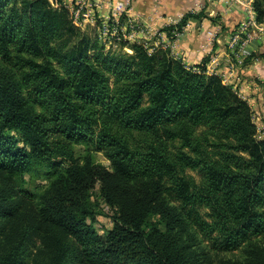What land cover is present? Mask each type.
I'll return each mask as SVG.
<instances>
[{
	"label": "trees",
	"instance_id": "16d2710c",
	"mask_svg": "<svg viewBox=\"0 0 264 264\" xmlns=\"http://www.w3.org/2000/svg\"><path fill=\"white\" fill-rule=\"evenodd\" d=\"M253 4L264 21V0ZM108 42L76 25L62 0H0V169H43L51 180L42 264H207L211 252L264 236V136L250 102L207 58L188 64L170 47L150 52L137 40L132 53ZM100 182L114 209L105 235L92 221ZM15 207L2 195L0 218ZM30 231L0 264H30Z\"/></svg>",
	"mask_w": 264,
	"mask_h": 264
},
{
	"label": "rangeland",
	"instance_id": "374dc122",
	"mask_svg": "<svg viewBox=\"0 0 264 264\" xmlns=\"http://www.w3.org/2000/svg\"><path fill=\"white\" fill-rule=\"evenodd\" d=\"M62 2L69 7L71 16L74 19L76 10L80 6L78 0H62ZM89 2L93 3L94 0H89ZM143 2V4L138 5L137 0H134L133 9L130 14L123 13L118 21L116 19L111 20L108 23V30L110 31L108 34L103 32L104 14L109 10L108 6H106V0H102L101 7L84 5V9L87 7L93 8L94 18L91 17L90 20L85 22L84 17H80L76 25L88 34H96L100 37V40L109 41L108 43L112 45V48H116L117 50L133 53L130 45L132 42L139 40L149 50L154 47L153 51H155L158 47L154 42L157 33H154L156 29L153 27L156 16L149 14L150 12H154V8L150 5L149 0H143ZM194 8L190 7L187 13L192 12L196 14L197 12L192 11ZM187 13L178 14L177 19L179 20L181 14L185 15ZM132 21L136 23L135 27L132 26ZM120 37L122 39H119ZM111 40L113 43H111ZM159 46L167 48L163 43H160ZM237 91L239 92V89ZM257 126L261 133L262 127L258 123ZM76 153L80 160L84 161L85 156L89 152L85 146L77 145ZM93 159L113 171L111 161L103 152H94ZM192 173L197 175L194 171ZM50 181L44 174L43 169L23 174L0 169V198L4 195L7 197L8 202L16 206L11 216L0 218V227L3 229L0 236V253L16 242L24 228L30 227L31 231L28 243L30 264H42L44 260L50 257L51 251L49 244H51V241L47 235L50 228H46L47 223L40 214L41 194L49 185ZM92 201L94 209L97 212L95 220L92 221L98 232L101 235H105L107 228L113 227L114 219L112 215L114 209L104 198L101 182L93 189ZM160 219L161 215L159 214L153 217L154 222H158ZM199 255L203 258L200 252ZM256 255L263 257L262 259L264 260V236L252 238L240 249L219 253L211 252L205 255V258H207V264H254L256 259L253 256ZM75 264L85 263L78 262Z\"/></svg>",
	"mask_w": 264,
	"mask_h": 264
},
{
	"label": "crops",
	"instance_id": "0c3cea01",
	"mask_svg": "<svg viewBox=\"0 0 264 264\" xmlns=\"http://www.w3.org/2000/svg\"><path fill=\"white\" fill-rule=\"evenodd\" d=\"M196 1L149 0L154 8V12L149 14L156 16L154 42L171 44L172 51L188 64L200 63L207 58L208 70L211 68L210 72L220 74L226 83L239 89V93L250 102L264 136V34L256 36L250 44L251 56L239 63L228 42L240 22L248 18L247 8L233 0H207L199 14L188 20L190 26L176 40L174 32L178 30L182 14L195 7ZM137 2L138 5L144 3L143 0ZM208 29H218L219 37L211 42ZM213 58H217L216 62H213Z\"/></svg>",
	"mask_w": 264,
	"mask_h": 264
},
{
	"label": "built area",
	"instance_id": "2783aa9c",
	"mask_svg": "<svg viewBox=\"0 0 264 264\" xmlns=\"http://www.w3.org/2000/svg\"><path fill=\"white\" fill-rule=\"evenodd\" d=\"M207 0H197L196 5L193 12H198L203 8ZM234 2H238L243 4L248 10V18L241 21L238 27L232 32L231 37L228 42L229 48L236 54L237 60L239 63L244 62L245 58L251 56L252 49L250 44L259 34H264V22L259 21L256 17V11L254 9V0H233ZM79 7L76 10V15L74 18L75 23L79 20L80 17H84L85 22L90 20L91 17L94 18V10L92 7H87L84 9V5L91 6L95 5L101 7L102 0H94V2H89V0H78ZM106 4L109 8L108 12L104 14V22H103V32L108 34L110 31L108 30V23L111 20H119L123 13H131L134 5V0H106ZM184 16V15H183ZM182 19V18H180ZM181 21V20H180ZM177 22V21H176ZM132 26L135 27L136 23L131 22ZM189 21L183 27V30H177L174 32L175 38H179L183 35L185 28L189 27ZM208 36L210 41H214L220 35L218 29H208ZM166 47L171 48V44L163 43ZM155 45H160V43H155ZM131 50L130 48L126 47ZM154 47L151 48L150 51H153ZM172 50V48H171ZM173 54H175L172 51ZM178 56L177 54H175ZM217 58H213V62H216ZM211 66V65H210ZM210 68V67H209ZM212 71V69H209Z\"/></svg>",
	"mask_w": 264,
	"mask_h": 264
}]
</instances>
